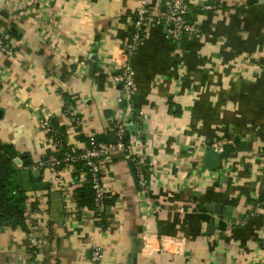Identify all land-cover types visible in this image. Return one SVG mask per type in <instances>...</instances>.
I'll list each match as a JSON object with an SVG mask.
<instances>
[{
  "label": "crops",
  "instance_id": "1",
  "mask_svg": "<svg viewBox=\"0 0 264 264\" xmlns=\"http://www.w3.org/2000/svg\"><path fill=\"white\" fill-rule=\"evenodd\" d=\"M189 2L201 38L172 43L145 27L129 110L113 77L140 0H0V36L14 52L0 51V146L18 154L27 209V230L0 227V264H33L41 251L55 264H93L96 245L99 264H264V0ZM164 3L149 9L162 15ZM45 121L78 151L91 135L116 145L127 123V149L116 145L102 167L104 226L79 203L83 172L41 167L61 152ZM221 140L232 153L212 171L207 146ZM134 155L148 164L147 190Z\"/></svg>",
  "mask_w": 264,
  "mask_h": 264
},
{
  "label": "built area",
  "instance_id": "2",
  "mask_svg": "<svg viewBox=\"0 0 264 264\" xmlns=\"http://www.w3.org/2000/svg\"><path fill=\"white\" fill-rule=\"evenodd\" d=\"M149 6L150 0H140V5L135 14L133 45L129 50L123 53V61L120 64L119 72L113 77L114 82L123 87L124 96L120 99V102L126 103L129 110H132L133 99L136 94V77L135 72L131 67L130 59L135 48L141 45L146 38L145 27L155 26L163 29L166 39L172 43L190 44L193 41L200 39L202 36L200 26L192 19V8L189 0H165L164 6L166 12L162 15L153 14L150 11ZM0 51L4 52L10 58H13L14 56L13 50L6 43L4 37L1 36ZM66 113L74 118L77 126L80 125V117L72 105H66ZM42 129L52 140L54 145L58 147L59 151H63V153L43 161L41 167L52 166L59 169L72 168L83 172L88 178L86 184L89 185L94 193V219L98 224L103 223L108 212V197L103 184L102 167L105 160L109 157L111 150H113L116 145L122 149H127L123 143V139L128 134L127 123H118L116 145L99 142L96 135H91L88 147L81 151L69 147L68 149H65L64 135L61 134L59 130L55 129L50 121H45L42 124ZM207 147L210 151L224 154L226 142L222 140L216 141ZM132 158L133 165L137 170L136 176L139 185L142 189L147 190L149 188V176L146 172L148 164L142 159H139L136 155ZM78 164H83V168H77L76 165ZM27 215L30 216L29 212H27ZM31 230L33 231V228ZM31 240L35 252L38 253V251H41L43 246L41 240H39L37 236L33 237V235H31ZM46 241H49V238H46L45 242ZM103 258L104 255L101 247L96 245L91 262L93 264H99ZM33 264H55V261L52 258L49 260L45 259L44 254L41 251V256L37 257Z\"/></svg>",
  "mask_w": 264,
  "mask_h": 264
},
{
  "label": "trees",
  "instance_id": "3",
  "mask_svg": "<svg viewBox=\"0 0 264 264\" xmlns=\"http://www.w3.org/2000/svg\"><path fill=\"white\" fill-rule=\"evenodd\" d=\"M68 104L69 103H67V105ZM69 105H71V103ZM60 133L63 134V130H60ZM98 141L103 142L104 140L103 138H99ZM64 143L65 149H68L66 140H64ZM123 143L125 146H128V134L123 139ZM231 150L232 148L225 147L224 154L229 155L232 153ZM62 153L63 151H61L59 155ZM17 156L18 154L14 147L8 145L0 146V227L10 228L12 230L19 228L27 230L26 191L17 181L19 173L14 166V159ZM48 156L50 155L48 154L44 161L49 159ZM76 167L81 169L83 168V164H78ZM133 170L137 175V170L134 165ZM77 193L80 204L90 206L94 209V193L90 187L78 190ZM104 221H106V218ZM104 221L103 223H99V225L104 226Z\"/></svg>",
  "mask_w": 264,
  "mask_h": 264
},
{
  "label": "water",
  "instance_id": "4",
  "mask_svg": "<svg viewBox=\"0 0 264 264\" xmlns=\"http://www.w3.org/2000/svg\"><path fill=\"white\" fill-rule=\"evenodd\" d=\"M111 140L114 144H117V136L115 134L111 135ZM205 164L212 171L220 170L223 165V155L215 151H210L206 154Z\"/></svg>",
  "mask_w": 264,
  "mask_h": 264
}]
</instances>
